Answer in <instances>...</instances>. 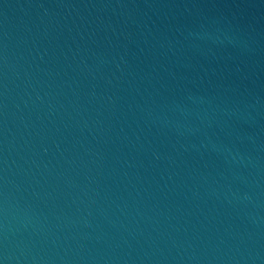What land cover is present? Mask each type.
I'll use <instances>...</instances> for the list:
<instances>
[{"label": "water", "instance_id": "water-1", "mask_svg": "<svg viewBox=\"0 0 264 264\" xmlns=\"http://www.w3.org/2000/svg\"><path fill=\"white\" fill-rule=\"evenodd\" d=\"M0 264H264V0H0Z\"/></svg>", "mask_w": 264, "mask_h": 264}]
</instances>
